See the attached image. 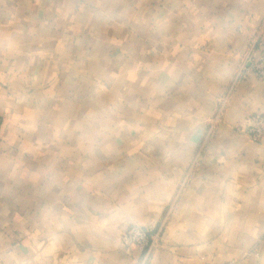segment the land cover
<instances>
[{
  "label": "crops",
  "instance_id": "crops-1",
  "mask_svg": "<svg viewBox=\"0 0 264 264\" xmlns=\"http://www.w3.org/2000/svg\"><path fill=\"white\" fill-rule=\"evenodd\" d=\"M256 37L264 0H0V264H264Z\"/></svg>",
  "mask_w": 264,
  "mask_h": 264
},
{
  "label": "built area",
  "instance_id": "built-area-1",
  "mask_svg": "<svg viewBox=\"0 0 264 264\" xmlns=\"http://www.w3.org/2000/svg\"><path fill=\"white\" fill-rule=\"evenodd\" d=\"M253 72L259 77H264V38L256 37L250 50L244 55L237 75ZM3 116L0 113V144H1V125ZM243 131L248 133L255 140L264 137V112L257 113L252 124ZM123 245L126 248L137 247L141 250L150 249L158 241V234H152L140 226L134 225L126 229L122 236ZM225 264H240L239 260L231 259Z\"/></svg>",
  "mask_w": 264,
  "mask_h": 264
}]
</instances>
